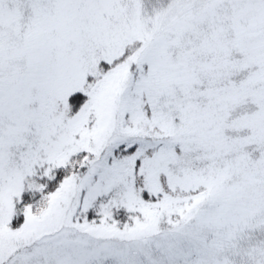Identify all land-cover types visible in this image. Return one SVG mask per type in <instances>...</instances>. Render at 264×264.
<instances>
[{
  "label": "snow or ice",
  "instance_id": "6c2138e0",
  "mask_svg": "<svg viewBox=\"0 0 264 264\" xmlns=\"http://www.w3.org/2000/svg\"><path fill=\"white\" fill-rule=\"evenodd\" d=\"M0 264H264V0H0Z\"/></svg>",
  "mask_w": 264,
  "mask_h": 264
}]
</instances>
